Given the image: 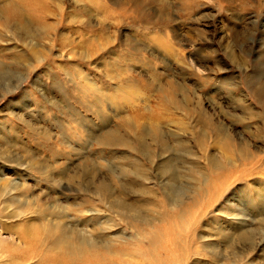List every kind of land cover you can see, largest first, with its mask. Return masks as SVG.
I'll return each instance as SVG.
<instances>
[{"label":"rangeland","instance_id":"obj_1","mask_svg":"<svg viewBox=\"0 0 264 264\" xmlns=\"http://www.w3.org/2000/svg\"><path fill=\"white\" fill-rule=\"evenodd\" d=\"M59 229L264 264V0H0V264Z\"/></svg>","mask_w":264,"mask_h":264},{"label":"bare ground","instance_id":"obj_2","mask_svg":"<svg viewBox=\"0 0 264 264\" xmlns=\"http://www.w3.org/2000/svg\"><path fill=\"white\" fill-rule=\"evenodd\" d=\"M49 234L51 236L48 235L46 236V239L39 241L33 239L28 240L29 238L27 241L10 239L12 242L11 245L14 246L15 244L16 246H19V248L25 245L27 247L29 244L30 251L27 249L22 251L23 248H21L19 251L20 253L17 254V256L12 257L9 264H26L36 256L39 257V260L37 261L38 264H141L143 260L148 261L150 264H157L154 263L155 261L153 262V259L155 258L152 249L146 251L138 247L126 248L125 246H120V244H118L116 249L114 248V250L105 251L101 249L100 246L99 249H96V242L92 241L93 239L72 242L70 236H68L63 229H59V235H57V238H52V231L50 230ZM48 242L50 243L48 244ZM1 251V254L6 252L5 250ZM124 254H126L127 259L123 257ZM171 261L173 260L171 259L170 262ZM158 264L163 263L159 262Z\"/></svg>","mask_w":264,"mask_h":264}]
</instances>
